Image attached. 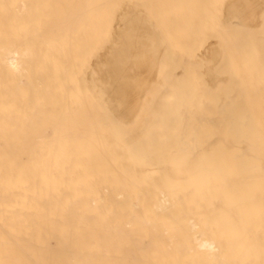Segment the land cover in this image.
I'll list each match as a JSON object with an SVG mask.
<instances>
[{
    "label": "bare ground",
    "instance_id": "obj_1",
    "mask_svg": "<svg viewBox=\"0 0 264 264\" xmlns=\"http://www.w3.org/2000/svg\"><path fill=\"white\" fill-rule=\"evenodd\" d=\"M167 1L0 0V264H264V0H224L251 46L197 49L200 93Z\"/></svg>",
    "mask_w": 264,
    "mask_h": 264
},
{
    "label": "rangeland",
    "instance_id": "obj_2",
    "mask_svg": "<svg viewBox=\"0 0 264 264\" xmlns=\"http://www.w3.org/2000/svg\"><path fill=\"white\" fill-rule=\"evenodd\" d=\"M148 1H151V2H149L148 4L150 5V4H154L153 5V8H155L156 7V5H157V3H158V1L156 0H148ZM167 1V0H166ZM175 1V0H174ZM174 1H172L173 3L171 4V0H170V3H169V6H171V5H173V4H175L176 3V5L175 6H172L171 8H173L174 7V9L176 8V6H178L179 4L180 5H182L181 4V2H184V0L182 1L181 0V2H178L177 0V2L179 3V4H177V2H175L174 3ZM189 1V0H188ZM192 0H190V2H191ZM194 1V0H193ZM192 1V2H193ZM196 2L198 1V0H195ZM200 1V0H199ZM198 1V3L196 4V2H194V5L192 6L193 7V10H192V8L190 7V9H191V11H189V10H187V9H189V7L186 9V8H183L184 6H180L179 5V7L181 8H183V9H185L186 11H187V13H184V11L182 10V9H180V10H182V12L184 13V14H180L178 11H180L179 10V7L176 9V10H174V12H173V14H174V16L177 14V13H179L178 14V16H180V17H174V19L172 18V16H171V13L170 14H168L169 12H167V11H171V10H169V9H171L168 5H167V7H166V4L168 3V1H167V3H165V7L167 8L166 10H164L165 8H163L162 10H164V14L163 13H159V16H157L158 17V19H154L153 17L155 16L156 17V15L155 14H157L158 15V13H156V12H153V14L151 13V11H150V14H152V15H150L149 14V12H148V14H145V12H144V14L146 15V17L145 18H147L148 17V21H149V18H150V16H152L151 18H150V23L152 24V27H154L155 28V30H156V27H157V32H159V30H160V32L159 33H157V36H156V39H157V42H158V44H159V47H160V49L162 50L163 49V51H165V54L167 53V56L170 54L172 57H173V52L172 51H176V54L174 53V55H176L175 57H176V61L174 60L173 61V59L172 58H169L168 59V57L166 56V58L165 59H168L167 61L169 62L171 59H172V64H170V62H169V64L170 65H174L175 64V62L177 63V61L178 62H180V60L181 59H183L184 57V54H186L185 55V57L187 56V58H188V56H190V58H193V60H191V61H189V59H185L184 60V62L186 63V65H184V66H186V67H190V72L187 70H185L184 68L182 69L183 71L182 72H185V74L184 73H182V74H184L186 77H187V75H189V79H191V78H193V84L194 85H192L193 86V88H195V90H196V92H198V93H200L201 92V89H200V87H202V84L200 83V81L198 82V77L199 76H202V73H201V70H206V71H204V74H205V72L206 73H208L207 71H208V69H209V66H210V63L212 62V61H210L211 59H210V55H209V57L208 56H205L204 58L202 57V62H200V60L198 61L197 59H198V57L196 56V57H194L195 56V54L197 53V51L198 50H200L197 54H199V55H201L200 53L201 52H203L204 50V48H202V47H208L209 45L211 46V45H213L214 47L218 44V46L219 47H217V49H219V48H221V46L219 45L220 44V40H222V43H223V41L224 40H226V42H228L227 41V39L226 38H229L230 37V39H231V37H233V35H234V32H236L235 34H237L236 36H238L237 38L238 39H240V40H242V42L244 41V43L246 44V45H248V46H251V44L249 43V42H247L246 40H248V39H245V36L247 35H243L242 33H240V34H242V35H240L238 32L239 31H243L244 29H242L241 27H238L236 24H234L233 22H232V24H228V26L225 24V23H223V21L221 22L220 20L222 19L223 20V17H222V15H220L221 13H223V11H224V7H223V9H222V6H223V3H224V0L222 1V0H208V4H206L205 2H204V6H202V5H200V3H202V2H199ZM206 1V0H205ZM209 1H211L213 4L212 5H210L211 3H209ZM264 2V1H263ZM186 3V2H185ZM188 4L189 5H192L193 3H189L188 2ZM203 4V3H202ZM184 5V4H183ZM186 5V7L188 6L187 4H185ZM195 5H198V6H195ZM201 7H200V6ZM206 5V6H205ZM209 5L212 7L213 6V8L211 9L210 7H209ZM262 5H264V3L262 4ZM155 6V7H154ZM198 9H197V8ZM200 7V8H199ZM205 7V8H204ZM208 7H209V9H210V12L208 11ZM219 7H221V8H219ZM152 8V5L150 6V9ZM195 8H196V11H194L195 10ZM201 8H203V9H201ZM207 8V9H206ZM206 9V10H205ZM198 10H199V12L200 13H202V15H204L203 17H204V19H210L211 18V20L209 21V22H207V20L205 21L204 20V22H202V24L204 25V23H207V25H200V23H201V21H203V17L200 15V14H198L199 12H198ZM201 10V11H200ZM212 10V11H211ZM221 10H223V11H221ZM176 11H177V13H176ZM185 11V12H186ZM203 11V12H202ZM158 12V11H157ZM167 12V13H166ZM181 12V11H180ZM192 12V13H191ZM197 12V13H196ZM176 13V14H175ZM189 13H190V15H189ZM195 14V16H194V14ZM219 13V14H218ZM143 14V15H144ZM186 14H188V15H186ZM193 16H192V15ZM144 15V16H145ZM147 15H150V16H147ZM154 15V16H153ZM160 15H161V17H160ZM168 15H170L171 16V18H170V16H168ZM187 16V18H188V20H190L189 18H191V20L190 21H187L186 20V16ZM197 15V16H196ZM208 16V17H206V16ZM182 16H184V17H182ZM191 16V17H190ZM219 16V17H218ZM200 17H202V18H200ZM214 17V18H213ZM166 18H167V20H166ZM179 19V21L181 22V23H178L179 21H178V19ZM184 19V20H183ZM196 19V20H195ZM199 19V20H198ZM213 19V20H212ZM161 20V21H160ZM162 20H163V22H162ZM170 20V21H169ZM175 20H177V23H176V21ZM182 20V21H181ZM195 20V21H194ZM155 21V22H154ZM167 21V22H166ZM172 21H173V23H172ZM197 21V22H196ZM169 22V23H168ZM183 22V23H182ZM196 22V23H195ZM200 22V23H199ZM210 22H212L211 24H209ZM165 23V24H164ZM166 23H168L169 24V27H171L170 25L171 24H176V25H174V27H179V29H180V26H181V29H182V31L180 30L179 31V29L177 30L176 28H173V27H171V28H173V30L170 28L169 29V27L167 26L168 24H166ZM186 23V24H185ZM219 23V24H218ZM180 26H179V25ZM197 24V25H196ZM221 24V25H220ZM154 25V26H153ZM166 25V26H165ZM172 25V26H173ZM234 25H235V31H234ZM160 26H162V28L160 27ZM208 26V27H207ZM223 26V27H222ZM229 26H231L232 28H231V31L232 32H230V30H228L229 29ZM168 27V28H167ZM198 27V28H197ZM203 27V28H202ZM205 27V28H204ZM188 28V29H187ZM197 28V29H196ZM202 28V29H201ZM223 28H225L224 29V31H223ZM236 28L239 30L238 32L236 31ZM163 29H166V30H163ZM168 29V30H167ZM207 29H209V30H207ZM161 30H162V32H161ZM170 30H171V32H170ZM175 33H174V32ZM178 31V32H177ZM220 31V32H219ZM234 31V32H233ZM177 32V33H176ZM190 32V33H189ZM201 32V33H200ZM214 32V33H213ZM223 32V33H222ZM229 32H230V34H232V35H230L229 34ZM244 32H245V30H244ZM162 33H163V35H162ZM182 33V34H181ZM247 33V32H246ZM250 35L252 34V36H253V38L255 37V34L254 33H252V31H250V32H248ZM260 33H261V31H260ZM259 33V34H260ZM158 34H160L159 36L161 37V38H159L158 37ZM184 34V35H183ZM186 34V35H185ZM225 36H224V35ZM173 35V36H172ZM194 35V36H193ZM263 35V37H264V33L262 34ZM162 36H163V38H167V37H169V43L166 45V47L164 46L165 44L160 40V39H162ZM222 36V37H221ZM228 36V37H227ZM235 36V35H234ZM235 36V37H236ZM241 36V37H240ZM257 36H260V35H258L257 34ZM256 36V38H257V40H258V38L259 37H257ZM189 37V38H188ZM210 39H208V38ZM221 37V38H220ZM261 37V36H260ZM185 38V39H184ZM213 38H216V39H218L219 41L217 42V44H216V39H213ZM243 38V39H242ZM247 38H249V40L252 38H250V36L248 35V37ZM255 38V39H256ZM180 39V40H179ZM186 39H187V41H186ZM211 39H213V40H211ZM245 39V40H244ZM254 39V40H255ZM189 40V41H188ZM209 40V41H208ZM215 40V41H214ZM254 40L252 39V42H254ZM194 41V42H193ZM208 41V42H207ZM213 42V43H211V42ZM259 41H260V38H259ZM225 42V43H226ZM247 42V43H246ZM251 42V41H250ZM214 43H215V45H214ZM221 43V44H222ZM225 43H223V48L226 46V44ZM229 43V42H228ZM249 43V44H248ZM258 43V42H257ZM205 44V45H204ZM207 44V45H206ZM225 44V45H224ZM228 45V44H227ZM255 45V44H254ZM257 45H259V43L258 44H256V46ZM175 47L176 49H178L179 51H180V53H179V51L178 50H176L175 48H173V47ZM212 46V47H213ZM164 47H165V49L167 50V52H166V50H164ZM258 47V46H257ZM168 48H171V49H168ZM251 48V47H250ZM172 49H174V50H172ZM192 49V50H191ZM198 49V50H197ZM171 50V51H170ZM203 50V51H202ZM169 52H171V53H169ZM177 52H178V54H177ZM196 52V53H195ZM179 54H180V56L182 55V57H180V59H178L177 57L179 56ZM178 55V56H177ZM193 55V56H192ZM171 56H169V57H171ZM174 57V58H175ZM207 58H208V63L209 64H206L207 62H205L204 60H206L207 61ZM197 60V64H195V61ZM200 59V58H199ZM213 60V59H212ZM166 61V62H167ZM183 60H181V63H179V65H178V63L176 64L177 65V67L178 66H180V68H181V66L184 64V62H182ZM167 62V63H168ZM204 62H205V64H204ZM183 63V64H182ZM190 63H192L191 65H192V67H193V64H194V67H193V69L191 68V66H190ZM181 64V65H180ZM168 65V64H167ZM170 65H169V67H170ZM188 65V66H187ZM196 66V67H195ZM205 66H207V67H205ZM168 67V66H167ZM168 67V68H169ZM167 68V69H168ZM171 69H168L167 71L169 72H166V76H167V78L170 80V81H173L174 82V80H173V78L174 79H176V77H177V79H178V77H179V79L180 80H182L183 79V77L184 76H182V74H181V76L182 77H180V75L178 76H176V75H173V76H175V77H173L172 78V72H175L174 70H178L175 66H171L170 67ZM174 68H176V69H174ZM187 68V69H188ZM196 69V72H199V74L201 73V75H198L194 70ZM208 68V69H207ZM221 68V67H220ZM172 69H174L173 71H172ZM201 69V70H200ZM221 70V69H220ZM170 71H171V74H170ZM178 71H180L181 72V70H178ZM178 71H176L177 73H178ZM194 71V72H193ZM219 71V70H218ZM218 71H216L217 73H218ZM196 73V74H195ZM217 73H215V76L213 77V76H211V78L213 77V78H215V77H218L217 76ZM179 74V73H178ZM190 74H192L191 76H190ZM193 74H195V75H198L197 77L195 76V75H193ZM170 75V76H169ZM204 76V75H203ZM202 76V77H203ZM170 77H171V79H170ZM195 78H197V79H195ZM205 80L206 81H208L209 80V76H208V74L207 75H205ZM179 79L177 80V82L180 84V82H179ZM199 79H204V78H199ZM216 79V78H215ZM186 80V79H185ZM217 80V79H216ZM189 81V80H188ZM211 81V80H210ZM214 81V80H213ZM173 82H171L172 84H173ZM177 83V84H178ZM182 83V82H181ZM184 83H187V84H185V85H183V84H180V86H182V88H183V86H185L186 88L184 89L183 88V90H182V94H183V92L185 93V91H186V89H187V87H189V82H187V80L186 81H184ZM175 84H176V82H174V85H173V87L175 86ZM176 84V85H177ZM178 84V85H179ZM201 84V85H200ZM177 85V86H178ZM187 85V86H186ZM176 86V87H177ZM177 88H180V91H181V87H177ZM187 92V91H186Z\"/></svg>",
    "mask_w": 264,
    "mask_h": 264
}]
</instances>
